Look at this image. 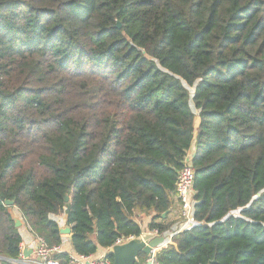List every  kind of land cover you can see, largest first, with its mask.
I'll return each instance as SVG.
<instances>
[{"label":"trees","instance_id":"1","mask_svg":"<svg viewBox=\"0 0 264 264\" xmlns=\"http://www.w3.org/2000/svg\"><path fill=\"white\" fill-rule=\"evenodd\" d=\"M193 145L196 225L159 263L264 264V0H0L1 264L7 201L79 255L167 232Z\"/></svg>","mask_w":264,"mask_h":264},{"label":"built area","instance_id":"2","mask_svg":"<svg viewBox=\"0 0 264 264\" xmlns=\"http://www.w3.org/2000/svg\"><path fill=\"white\" fill-rule=\"evenodd\" d=\"M194 183L195 170L191 159L187 158L183 168L179 172L177 181L176 197L180 204V222L174 226L173 232H170L171 235L168 239H165L164 233L159 234L158 231L151 232L157 237H164L165 241L159 247L153 249L150 255H146L142 261L140 260L138 264H160L157 259L158 252L163 248H167L174 236L196 225L195 214L198 202L195 199ZM21 223L33 236L36 248L30 254H27L29 248L22 241L19 246V255L15 259L9 260L11 264H61L58 257L63 253L68 254L69 264H114L113 260L109 257V249H106L103 254L95 255H79L75 252L68 253L64 251L62 244L50 246L45 239L34 232L24 217L21 219ZM132 239L134 237L120 238L115 243V246L124 244Z\"/></svg>","mask_w":264,"mask_h":264},{"label":"water","instance_id":"3","mask_svg":"<svg viewBox=\"0 0 264 264\" xmlns=\"http://www.w3.org/2000/svg\"><path fill=\"white\" fill-rule=\"evenodd\" d=\"M117 27L121 29L120 24H118ZM65 202H69V196H66ZM5 205L7 207H13L14 203L7 201ZM166 215L167 213L163 215V218H165ZM15 227L17 229L21 227L20 220H15ZM60 233L63 236H70L72 230L70 227H66L62 228ZM164 241L165 239L163 237H156L152 233H143L138 238H134L121 245L113 246L109 249V255L113 257L114 264H138L142 254L150 255L151 251L159 247ZM27 254H29V252ZM0 261H5V259L0 258Z\"/></svg>","mask_w":264,"mask_h":264},{"label":"crops","instance_id":"4","mask_svg":"<svg viewBox=\"0 0 264 264\" xmlns=\"http://www.w3.org/2000/svg\"><path fill=\"white\" fill-rule=\"evenodd\" d=\"M194 113H197V111L195 110L194 106H192ZM195 154V145H193L191 151L189 152V159H191ZM10 213L13 216L14 220H20L23 218L22 213L14 206V207H10ZM140 216V215H138ZM60 216H56V215H51L50 219L57 222L58 225L60 226V228H66V217H64L63 219L60 218ZM144 218V220L147 218L149 220V223L147 224L149 226L150 222L152 221V216H145V215H141L140 219ZM169 221L172 222V227L169 229V231L165 232L164 237L165 239H168L171 235L170 232H173V228L174 226H176L179 222H180V204L177 200V197L174 198V205L172 207V211L171 214L169 216ZM19 234L22 238L23 243L29 248V254L31 253L32 250H34L36 248V242L34 241L33 236L28 232V230L22 225L21 223V227L18 229ZM143 233H151L147 229H145V231ZM157 237V236H156ZM163 237V238H164ZM62 245H63V249L65 252L68 253H73L74 250L72 248L71 245V238L70 236H63V240H62ZM105 252V249H100V251L97 254H103Z\"/></svg>","mask_w":264,"mask_h":264},{"label":"rangeland","instance_id":"5","mask_svg":"<svg viewBox=\"0 0 264 264\" xmlns=\"http://www.w3.org/2000/svg\"><path fill=\"white\" fill-rule=\"evenodd\" d=\"M187 89H188V91L190 92V94L192 96L193 92H194V89L190 88V87H188ZM64 217H66L65 214L60 215L59 220H60V218L63 219ZM139 223L141 224L143 231H145V229H147V227H148L147 224L149 223V220L147 218L145 220H144V218H142V219L139 218ZM0 263H1V261H0Z\"/></svg>","mask_w":264,"mask_h":264}]
</instances>
